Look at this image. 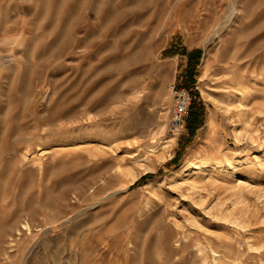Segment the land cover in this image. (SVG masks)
I'll return each instance as SVG.
<instances>
[{"label": "rangeland", "instance_id": "374dc122", "mask_svg": "<svg viewBox=\"0 0 264 264\" xmlns=\"http://www.w3.org/2000/svg\"><path fill=\"white\" fill-rule=\"evenodd\" d=\"M0 264H264V0H0Z\"/></svg>", "mask_w": 264, "mask_h": 264}, {"label": "trees", "instance_id": "16d2710c", "mask_svg": "<svg viewBox=\"0 0 264 264\" xmlns=\"http://www.w3.org/2000/svg\"><path fill=\"white\" fill-rule=\"evenodd\" d=\"M168 51H172V50H168ZM181 51L183 54L187 55V62H186V69H185V80H184V84L186 86H189L188 84H192L193 81V76L195 75V67L199 61L200 58V54H201V50L200 49H192L189 51H186L184 48H181ZM196 95V91L195 94H193V96ZM203 114H204V107L203 104L200 101H197L196 98H194L190 104L189 107V112H188V116H187V122L186 124L188 125V133H189V137L186 138V140L183 142V145H185L187 142L190 141V136L194 133L195 129L202 123V119H203ZM181 154V150L177 151L175 156H173V158H171L166 164H176L178 162V158ZM152 174L150 173H146L144 175H142L140 178H138L133 185H137L139 183H141L147 176H150Z\"/></svg>", "mask_w": 264, "mask_h": 264}, {"label": "built area", "instance_id": "2783aa9c", "mask_svg": "<svg viewBox=\"0 0 264 264\" xmlns=\"http://www.w3.org/2000/svg\"><path fill=\"white\" fill-rule=\"evenodd\" d=\"M173 90L174 99L169 120V133L176 135L185 125L191 98L188 90L184 87H173Z\"/></svg>", "mask_w": 264, "mask_h": 264}, {"label": "bare ground", "instance_id": "6f19581e", "mask_svg": "<svg viewBox=\"0 0 264 264\" xmlns=\"http://www.w3.org/2000/svg\"><path fill=\"white\" fill-rule=\"evenodd\" d=\"M208 130V129H207Z\"/></svg>", "mask_w": 264, "mask_h": 264}]
</instances>
